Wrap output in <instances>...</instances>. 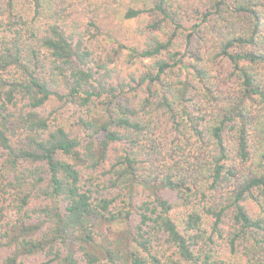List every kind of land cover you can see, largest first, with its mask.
<instances>
[{
	"label": "trees",
	"instance_id": "obj_1",
	"mask_svg": "<svg viewBox=\"0 0 264 264\" xmlns=\"http://www.w3.org/2000/svg\"><path fill=\"white\" fill-rule=\"evenodd\" d=\"M124 1L0 0V264H264V0Z\"/></svg>",
	"mask_w": 264,
	"mask_h": 264
},
{
	"label": "rangeland",
	"instance_id": "obj_2",
	"mask_svg": "<svg viewBox=\"0 0 264 264\" xmlns=\"http://www.w3.org/2000/svg\"><path fill=\"white\" fill-rule=\"evenodd\" d=\"M139 2V0H125L124 2H121L115 8V10L118 11L120 9H124L127 4L131 5ZM72 111L73 110L71 109L70 105L53 98L45 106L44 114L49 116L50 120L57 118L60 123L68 125L74 121V116L72 117Z\"/></svg>",
	"mask_w": 264,
	"mask_h": 264
}]
</instances>
